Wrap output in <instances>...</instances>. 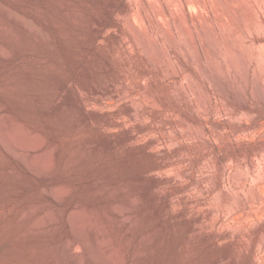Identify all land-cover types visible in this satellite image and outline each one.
Masks as SVG:
<instances>
[{
  "label": "rangeland",
  "instance_id": "1",
  "mask_svg": "<svg viewBox=\"0 0 264 264\" xmlns=\"http://www.w3.org/2000/svg\"><path fill=\"white\" fill-rule=\"evenodd\" d=\"M221 1L0 0V154L115 159L145 220L100 228L124 264H264V0Z\"/></svg>",
  "mask_w": 264,
  "mask_h": 264
},
{
  "label": "bare ground",
  "instance_id": "2",
  "mask_svg": "<svg viewBox=\"0 0 264 264\" xmlns=\"http://www.w3.org/2000/svg\"><path fill=\"white\" fill-rule=\"evenodd\" d=\"M168 10L165 9V12ZM184 16L188 18L186 11ZM15 20L22 24L21 19ZM0 54L6 57V49L2 48ZM128 115L135 116L131 111ZM0 144L6 151H11L12 144L7 133L0 131ZM17 152L10 156L0 154V264H124L126 257L122 248L115 246L110 235L102 238L103 231L100 228L104 227L106 220L117 218L118 226L129 228L127 232L130 230L133 239L142 231L145 220L139 213L143 200L137 192L130 193L126 203L111 200L114 195L129 190L126 186H116L104 178L108 164L116 160L110 158L94 161L90 156L82 155L74 160L63 161L53 153L35 157L22 156ZM68 174L93 175L89 184L96 191L98 200L95 204L86 206L79 203V200L72 203L73 187L65 180ZM137 183L135 179L134 184ZM160 189L156 191L161 192ZM78 190L84 189L80 187ZM145 196L151 198L152 189H148ZM89 228L100 230L94 240L85 234ZM155 238V235H149L143 238V242L151 247ZM73 250L77 252L73 253ZM115 254L117 260L114 259Z\"/></svg>",
  "mask_w": 264,
  "mask_h": 264
}]
</instances>
